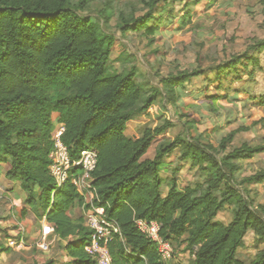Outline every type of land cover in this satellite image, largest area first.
<instances>
[{
    "label": "trees",
    "instance_id": "trees-1",
    "mask_svg": "<svg viewBox=\"0 0 264 264\" xmlns=\"http://www.w3.org/2000/svg\"><path fill=\"white\" fill-rule=\"evenodd\" d=\"M90 1L0 0V164L8 166L5 177L19 183L28 210L39 220L45 217L54 236L65 242L61 248L69 264H94L83 251L89 235L83 216L72 214L83 200L70 182L54 191L48 170L51 133L54 123L62 122V142L72 158L84 148L97 151L92 176L98 205L116 220L121 232V237L108 243L113 264H164L154 243L135 227V218L159 221L164 239L183 238L185 249L194 255L193 264H244L236 258L237 250L248 231L264 240V206L254 203L247 188L241 194L236 187L263 182L264 171L234 186L240 169L236 160L264 152V144L244 145L218 161L216 154L227 148L234 135L249 129L240 127L216 142L189 133L188 140L161 145L154 158H145L163 127L146 129L139 139L126 137L140 91L132 73L105 76L114 39L81 14ZM161 2L168 0H137L140 14L134 8L120 11L119 28H146L152 34L157 27L147 24ZM259 2L264 22V0ZM101 12L107 23L111 13L105 7ZM236 61H230L232 66ZM193 75L184 73L164 82L169 102L178 97L175 85L183 86ZM219 98L224 96H205L203 101L211 107ZM154 99L155 94H150L139 111H146ZM177 143L180 160L198 167L207 163L212 172L202 183L182 190L172 176L163 195L159 166ZM226 207L232 211L228 224L215 220ZM26 211L21 209L18 217L22 219ZM248 264H264V249Z\"/></svg>",
    "mask_w": 264,
    "mask_h": 264
},
{
    "label": "rangeland",
    "instance_id": "rangeland-1",
    "mask_svg": "<svg viewBox=\"0 0 264 264\" xmlns=\"http://www.w3.org/2000/svg\"><path fill=\"white\" fill-rule=\"evenodd\" d=\"M136 2L137 0H92L81 14L89 17L114 39L105 76L132 73L139 88L140 99L130 111L126 137L139 139L146 129L163 127L160 134L154 135L144 157L154 158L161 145H168L179 139L188 140L189 133L194 137L201 134L204 139L216 142L240 127L249 129L239 130L234 135L227 148L216 154L218 161L234 149H242L244 145L253 148L264 144V22L259 0L161 2L155 8L154 17L147 24V27H157L152 34L146 32V28L126 31L119 28L117 15L120 11L128 13L134 8L140 14V7ZM103 7L107 13H111L107 23L101 19L104 16L101 12ZM247 55L255 60L246 59ZM235 58L238 61L232 66L230 61ZM184 73L194 75L183 86L175 85L178 97L176 102L171 103L170 95L164 90L163 84L166 81L173 82ZM152 93L155 94L154 102L146 111H139ZM210 95L224 98H219L214 105L208 107L203 99ZM178 143L163 159L165 163L159 166L164 181L163 195L170 187L169 180L172 176L176 180L177 189L182 190L202 183L212 172L207 163L198 167L192 166L188 160H180L182 150ZM236 161L240 169L235 173L234 186L246 177L264 171V152L250 159ZM2 169L3 166H0V170ZM12 183L10 198L21 200V208L12 207L14 214L8 212L9 210L0 212L1 218L7 219L4 225L19 223V211L27 209L22 219L35 233L40 220L25 206L26 194L19 183ZM244 187L249 190L255 204L264 206V181L258 184H240L236 188L243 194ZM75 213L82 215L77 208ZM231 219L232 211L229 207L215 217V220L224 224H228ZM8 228L14 229L16 233L15 227ZM25 235L26 247L20 249L24 253L21 255L22 261L31 259L38 264L49 260L56 261L50 255H43L35 260V256L38 258L40 254L35 246L36 237H28L27 230ZM4 236L0 238V245L2 249L4 246L11 249L10 257L6 260L11 264L8 260L16 257L13 255L16 249L9 246L7 240L17 235L12 233L5 238ZM170 244L173 257L167 264H193L194 255L185 249L183 238L171 239ZM53 245L56 244L53 242L47 251L50 254ZM55 247L52 249L53 253L56 252ZM263 249L264 240L248 231L242 246L237 250L236 258L248 264ZM66 262L61 261V264Z\"/></svg>",
    "mask_w": 264,
    "mask_h": 264
},
{
    "label": "built area",
    "instance_id": "built-area-1",
    "mask_svg": "<svg viewBox=\"0 0 264 264\" xmlns=\"http://www.w3.org/2000/svg\"><path fill=\"white\" fill-rule=\"evenodd\" d=\"M64 124L55 122L51 133V149L48 154L49 174L54 180L56 191L65 182H70L76 193L82 198L84 225L89 230L88 240L83 251L94 264H113L112 256L108 250V243L114 237H121L118 223L108 216L104 207L98 205L99 196L93 185L92 173L97 162V151L94 148H84L77 158H72L67 146L62 142ZM76 170V172H74ZM0 201L7 202L12 207V202L4 195ZM134 225L147 239L152 241L161 263L167 264L173 257L170 241L160 235L161 223L157 220L135 218ZM17 236L9 238L7 243L15 249L26 247L25 226L17 223ZM54 241V228L42 217L39 235L35 246L42 252L49 251Z\"/></svg>",
    "mask_w": 264,
    "mask_h": 264
},
{
    "label": "crops",
    "instance_id": "crops-1",
    "mask_svg": "<svg viewBox=\"0 0 264 264\" xmlns=\"http://www.w3.org/2000/svg\"><path fill=\"white\" fill-rule=\"evenodd\" d=\"M0 166H3V169L2 170H0V195H4V196H7L8 198H9V201H11L12 202V207L14 208V206L15 207H18V208H21L20 206H21V200H19L18 198H10V189L12 188V186H13V183H12V181H9L6 177H5V172H6V170H7V168H8V166L6 165V164H0ZM24 199V198H23ZM12 207H10V205L7 203V202H5V201H0V212H4V211H8V212H10L11 214H14V209L12 208ZM12 208V209H11ZM79 209L80 211H81V213H83V208H82V206L81 207H75L73 210H72V214L74 215V216H79L80 214H76L75 213V209ZM2 216H0V225H1V227H0V238L2 237V236H4V238L5 237H7L8 235H11L12 233H14V234H16L17 235V230H16V233H15V230L14 229H12L11 230V228H8V226H13V227H17V222L15 223V224H13V225H4L6 222H7V219H5V220H3L2 218H1ZM17 219H18V221H20L19 223L20 224H23L24 226H25V229L27 230V236L28 237H30V238H34V237H38V235H39V231H40V224H41V220L39 221V226H38V228L36 229L37 231L35 232V233H33L32 232V228H31V226H28L27 224H26V221L24 220V219H20L19 217H17ZM16 225V226H15ZM4 231H7V233L6 234H4ZM70 240H73L74 238L73 237H70L69 238ZM54 244H56V245H53L52 246V249H54L53 247L54 246H56L55 248V253H53L52 251V249H51V254L50 253H48V252H41L39 249H37V247H36V250H37V252H38V254H39V256H38V258H37V256H35V260H39V257H41V256H46V257H48L49 255L50 256H54V259L56 258V261H54L53 260V262H52V264H61V261L63 262H65V261H67L66 262V264H69L68 262L70 261V258H68L66 255H65V253H64V251L62 250V248H61V244L62 243H65L63 240H59L56 236H54ZM35 247V246H34ZM4 248H8V250L7 251H3V249ZM4 248L2 249V247H1V245H0V264H8V262H6V260H7V258H9L10 257V254H11V249L9 248V247H7V246H4ZM29 249H30V247H29ZM29 249H27V251L29 250ZM12 250H14L13 248H12ZM30 252V251H29ZM25 253H27L26 251H25ZM24 253H22V252H20V249H16V250H14V252H13V255L14 256H16L15 258L13 257V258H10L8 261H10V263L11 264H18V263H23V264H38V263H36V262H33L31 259H30V261H22V257H21V255H23ZM30 256H32V255H30ZM57 260H59L60 262H58Z\"/></svg>",
    "mask_w": 264,
    "mask_h": 264
}]
</instances>
